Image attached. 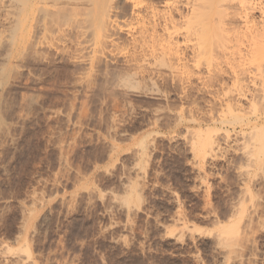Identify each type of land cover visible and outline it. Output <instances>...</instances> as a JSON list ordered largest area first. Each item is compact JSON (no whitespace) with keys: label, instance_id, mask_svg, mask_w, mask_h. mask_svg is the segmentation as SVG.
I'll list each match as a JSON object with an SVG mask.
<instances>
[{"label":"rangeland","instance_id":"374dc122","mask_svg":"<svg viewBox=\"0 0 264 264\" xmlns=\"http://www.w3.org/2000/svg\"><path fill=\"white\" fill-rule=\"evenodd\" d=\"M116 2L122 29L98 62L73 10L0 64V264H264L258 43L239 23L216 29L227 52L247 53L233 70L190 66L188 83L158 58L126 68L112 54L131 52L136 20Z\"/></svg>","mask_w":264,"mask_h":264},{"label":"bare ground","instance_id":"6f19581e","mask_svg":"<svg viewBox=\"0 0 264 264\" xmlns=\"http://www.w3.org/2000/svg\"><path fill=\"white\" fill-rule=\"evenodd\" d=\"M125 1L131 4L130 13L136 20L135 23H132V25H134L130 27V30L126 29L132 38V48L130 52L128 47L129 50H127V48L124 50V46V51L117 54L119 56L115 55V53L112 54V58H122L126 68H133L138 64L139 60L144 61L158 58L161 64L157 66L160 67L161 65L164 69L163 71H166L165 74L175 76L178 73H186L185 77L178 76L179 74L175 77H179V80L186 79L187 82H184L188 83L192 82V77L199 72L194 74L193 72L195 70L193 68L192 70L194 71H192L190 66L199 68L202 67L201 65H205L208 69L212 65L219 66L222 61L228 62V64L225 63V65H229V62L234 64L233 61L236 60V54L238 58H241L243 57L242 54L247 53L246 48V52L242 54H240L242 51H240V53L237 52L236 49L239 47H236V49L233 47L236 53L231 50L232 47L229 48L230 52H227L226 48L228 47L225 48L224 46H229L230 42H226L228 44L224 42L225 45L223 42V44H221V41H225V38L226 41L229 40V36L226 34L229 31L231 32V27L234 24L237 26L239 23L237 27L240 25L244 26L243 28L246 29L248 35L247 37H249L248 40L252 43H250L251 46H255L256 43L264 44V7L262 6L261 0H237L235 3L233 0H159L163 9L161 15L155 10L157 6L153 0ZM157 1L158 0L155 2ZM116 3V0H0V48L3 47L2 44L5 45L4 50L1 49L0 51L1 66H6L8 63L12 62V60H16V58L23 54L22 51L27 49V47L24 49L25 44L30 38V41H32V37L34 39L35 30H39L36 34L49 31L54 21L65 19L73 10L75 12L79 10L85 16V19L81 22H77L76 26L78 28L73 27L74 31L78 33L79 36L80 34L81 36L83 35L82 42H84V36L85 38L87 36L85 35L86 33L90 32L91 36L93 34V37H91L92 39L90 38L91 41L88 42V38H86V44L83 50H87V52H85V54L87 53V57L89 56L88 54L92 56L91 62H94L95 59V62H98L99 54H106L104 51L107 48L116 45L113 36L122 29L119 25ZM85 8L87 12H83ZM95 9H97V12ZM38 10L39 12H37ZM35 11L39 13V17L37 18L35 17L36 15L34 16ZM258 11L263 20L255 22L253 14ZM84 23H87L89 27L83 25ZM235 25L234 27L236 28ZM228 26L231 30L228 29ZM234 27L233 31L235 30ZM220 28L221 31L224 30L227 32V30H229L227 33L223 31L224 33H222V36H226L223 37L224 39L215 38L216 36H214V34L217 33L216 29H218L217 34L219 35ZM243 28L241 27L239 29L241 30ZM71 29L67 30L70 31ZM89 29L93 33L87 31ZM239 31H237V33ZM66 32L67 31L63 33ZM232 34L230 33V35ZM87 37H89V34ZM233 37L230 36V38ZM217 39L220 43L217 42ZM79 40L81 41V37ZM196 40L197 42L195 43L194 41ZM213 40L216 41L212 42ZM79 42L77 41L76 43ZM33 43L35 42H32V44ZM257 45L254 48H256ZM31 47L29 49H31ZM251 48L253 50H250ZM251 48L248 52L251 53V51L254 50L255 52H253V54L259 52V56L256 57L255 54L253 57H256L254 58L257 61L256 66L260 67L263 65L264 61V47L262 49L260 48L263 51H259V49L256 51L258 47L256 49L253 47ZM239 54L241 55L240 57L238 56ZM220 59V63L216 62L217 60L220 61ZM156 64L154 63V65ZM157 66L154 68V70L156 69L155 72L157 71ZM230 66L232 65H229V67ZM162 67H160V69ZM237 67L239 66H236V68ZM160 69L158 68V71ZM220 70L223 69L220 68ZM220 72L221 71H219V73ZM226 74H228V72ZM238 74L236 76L233 74L234 77L232 78H234L233 81L240 84L242 79L240 78L241 75L239 77ZM221 75H225V73ZM239 84L238 87L235 88L236 91L241 88ZM239 91L242 90L239 89ZM207 147L213 149L214 143L208 142Z\"/></svg>","mask_w":264,"mask_h":264}]
</instances>
